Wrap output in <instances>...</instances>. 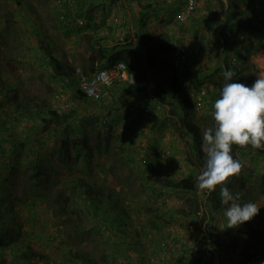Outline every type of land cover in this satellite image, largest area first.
<instances>
[{
    "label": "rangeland",
    "instance_id": "374dc122",
    "mask_svg": "<svg viewBox=\"0 0 264 264\" xmlns=\"http://www.w3.org/2000/svg\"><path fill=\"white\" fill-rule=\"evenodd\" d=\"M55 1L0 0V103L5 106L0 109V119L6 123L5 128L0 127V239L6 237L0 243V264H13L19 255L15 251L28 243L45 257L31 258L30 264H181L178 255L161 259L163 242L188 261L190 236L178 234L189 224H183L177 211L186 205L189 195L164 187L160 179L172 174L176 178L171 180L179 181L187 171L198 176L203 169L194 160L190 138L179 130L173 101L162 97L159 86L155 93L160 100L155 105L141 99L133 101L139 94L127 98L124 86H116L108 100L80 98L73 72L85 60L92 65L87 56L83 59L86 47L93 48L95 55L99 48L89 42L85 32L90 24L75 27L78 33L64 30L67 21ZM103 1L79 0L78 6L86 7L81 17L88 19L92 10L103 9ZM259 3L261 0L256 1L257 14ZM78 17L75 14L73 20ZM258 18L264 20V16ZM229 21L235 26L233 18ZM257 25L264 29V23ZM69 37L76 55L67 47ZM124 40L133 42L131 34ZM47 49L60 57L71 77L56 74ZM140 50H128V57L143 54ZM141 58L144 61L145 57ZM240 65L245 67V62ZM211 76L202 75V81H215L222 90V77ZM204 87L210 94L209 87ZM56 93L65 99L58 100ZM214 93L212 101L220 94ZM53 102H59L61 114L74 112L68 123H44ZM147 106L152 108L150 114L142 111ZM210 107L213 109V104ZM188 108L195 110L191 105ZM129 115L134 119L127 122ZM208 115L195 112L194 120L203 133L212 122ZM63 139L71 143L68 150ZM143 157L147 163L142 162ZM242 171L232 176L227 186L240 193V199L243 193V200L255 195L258 201L261 179L254 178L250 193L245 195L247 172ZM215 191L220 197L219 188ZM59 192L71 197L67 210L62 208ZM196 194L205 197L204 190L198 189ZM214 198L209 199V208L214 207ZM241 200L237 202H246ZM203 215L210 216L212 224L226 220L222 209ZM196 220L194 217L187 222L198 224L200 219ZM239 229L241 241H251L248 221ZM220 242L216 246L223 249L224 242ZM149 245L155 248L149 250ZM250 251L244 256L240 252L229 263L259 264L253 257L258 248Z\"/></svg>",
    "mask_w": 264,
    "mask_h": 264
},
{
    "label": "crops",
    "instance_id": "0c3cea01",
    "mask_svg": "<svg viewBox=\"0 0 264 264\" xmlns=\"http://www.w3.org/2000/svg\"><path fill=\"white\" fill-rule=\"evenodd\" d=\"M103 2L105 3L103 9L92 10V13H89L92 15L91 19L85 20L87 24H90V28L85 30V32L89 34L90 38L92 37L91 44H94L95 48H105L107 54H111L113 51L112 47L116 45H119L117 46L118 49L128 50H135V48L139 47L141 49L139 52L143 54L138 53V56L140 58L145 57L144 61L141 58L144 64H149L150 55L160 60L155 66L148 67L149 78L152 76L154 80L149 79L147 90L137 93L139 95L133 101L141 99L155 104V101L159 99V96L155 93L158 86L162 90L160 94L163 98L170 101L173 100L170 98L169 93L172 91L174 76H176L187 96L193 87H209L211 93L209 94L208 92V100L211 103L206 104L201 109H194L198 112L211 114L214 109L210 106L216 100L215 96L212 101V96L217 94L214 92L221 91L218 87L220 85L215 81H211V83L208 81L203 82L202 75L211 74V79L216 76L222 77V70L227 69V64L234 72V75L240 77L241 83L246 85L253 84L259 75H264V29L258 25L251 32H244L232 25L229 21L233 18L230 7L231 2L228 0H198L197 9L189 14L184 21L178 19V14L185 8L183 0H104ZM263 2L264 0H261L258 6V15L261 17L264 16ZM85 8H81L78 13L80 17ZM84 14H86V11H84ZM75 27L78 26L67 23L65 26L63 24L64 30L69 33L70 30L71 33H78L74 29ZM81 33L84 34L83 32ZM128 34H131V40H133L130 44L129 41L124 40ZM248 36L255 37L253 47L249 52H247ZM71 37L66 39L67 47L74 53L73 55H76L75 49L71 44ZM142 41H147L146 45H143ZM214 41H217V43H214ZM183 48L186 53L185 56L181 54ZM149 49L151 50L149 51ZM93 50V48L86 47L83 59L86 56L89 58ZM242 62H245V67H241L242 65L240 64ZM82 64L81 68L85 67L84 69L90 72L92 69L103 67L105 61H96L93 66L87 65L85 60ZM186 74L188 77H184ZM239 151L244 155L240 154ZM239 151L238 154L243 161L242 172L244 173L245 171V174L247 172V175H245V195L251 191L252 180L254 178L261 179V183L258 186L260 189L257 190L256 195L258 196V201H256L255 195L243 200L244 194L241 193L243 201L254 202L261 207L259 213L248 221V225L250 231L252 229L264 233V148L259 150V148H252L250 145H246L242 146ZM190 173L187 171L185 176ZM179 174L182 175L181 173ZM169 176L171 178L175 177L172 174ZM231 178H229L227 183L231 182ZM215 192H212V197L214 198V195H216L220 202L219 205L216 204L217 206L207 207L211 215L216 214L217 210H223L226 207L221 203V198ZM217 198H214V200ZM191 218H181L183 224H189V227L187 230H183L181 234H178L177 231H174V234H178L179 237L184 235L191 237L194 235L195 233L190 227L191 222H187L192 220L194 216ZM167 230L169 231V229ZM263 236H260V238ZM170 238L174 239V235L170 236ZM248 238L251 241L244 240V244L245 242L247 243V248L263 247L260 241H253L250 236ZM164 241H167V239ZM229 246H233L232 243ZM148 248L153 250L155 247L149 245ZM177 255L181 264H192L190 258L188 261L185 258L182 259L176 250L169 252L165 258L171 260ZM162 258L165 259L164 257Z\"/></svg>",
    "mask_w": 264,
    "mask_h": 264
},
{
    "label": "trees",
    "instance_id": "16d2710c",
    "mask_svg": "<svg viewBox=\"0 0 264 264\" xmlns=\"http://www.w3.org/2000/svg\"><path fill=\"white\" fill-rule=\"evenodd\" d=\"M18 3H21V0H16ZM184 1V0H183ZM231 2V13L232 17L234 20L235 27L237 29H240L241 31L244 32H251V30L256 26L258 27L257 23H264L263 19L258 18L257 14V0H228ZM185 3V2H184ZM88 20L91 19L92 15H88ZM92 38V37H91ZM88 36V40L91 43V39ZM255 40L254 36H248L247 37V52L251 50L253 47V42ZM147 42V41H146ZM145 41H142L143 45H146ZM157 44V43H154ZM119 46V45H118ZM113 51L111 54H107V50L105 48H99L95 54H91L89 57L90 62L94 66L96 61H105V64L103 67H109L114 65L115 63L119 61H125L129 67V70L135 73L136 75V82L132 85L124 86L123 88L128 91V95H126L127 98L131 97L132 95H135L139 92H143L147 90L148 85H149V74H148V67L155 66L158 64L160 60L157 58H154V56L150 55L149 56V64H144L143 61L139 56L134 55L133 57H128V49H118L117 46H114ZM151 49H149L150 51ZM1 51V49H0ZM47 54L49 55V63H51L54 66L55 72L58 76L60 77H71L70 72L67 70L65 65L62 63V60L60 57L56 54L51 49H47ZM227 69H230L229 65H226ZM95 69V68H94ZM84 72L86 74H89L90 72L93 71H88L87 69H84ZM184 77H188V75H184ZM223 79V76H222ZM234 81L240 82L241 79L240 77L234 75L233 77ZM224 81V79H223ZM225 82V81H224ZM182 85L177 81V77L174 76V81L172 85V91L170 92V98L173 99L172 103L175 107L174 112L178 116V122H179V130L183 135H188L190 138L191 144V151L193 152L194 155V160L196 163L204 170L205 166V153L203 151V131L201 128V125L194 120L195 112L196 110H193L191 108H188V105H191L190 102V97L189 95H186V92L182 89ZM77 90V94L79 95L80 98H86L85 95L79 90ZM16 95V94H15ZM14 100H18L16 96L11 97ZM0 102H2V99H0ZM21 104H17L18 111H20V106ZM5 106L0 103V109L4 108ZM193 107V106H192ZM180 109V110H179ZM27 113H32L31 111H26ZM24 114V111L22 112ZM48 116L44 117L43 121L44 123H53L55 125H63L64 123H68L69 119L72 117L74 112H69L66 114H60L58 111L53 110L52 108H49L47 110ZM209 118L212 120L211 125L209 126L210 129H214L215 127V121L213 119V113L208 115ZM6 123L3 122L2 119H0V127L4 126ZM66 138V137H65ZM63 143L67 150L69 149V146H71V143L68 139H63ZM87 144V142H86ZM242 146L239 145H233L232 146V154L234 158H237L240 160L242 163L243 167V161L241 157L238 154L239 149ZM198 176L194 175L193 173H190L186 177L182 178L179 181H174L171 178H165V179H160V182L163 183L164 187L168 188H176L184 193H188V197L186 199V205L184 207H180L177 211L179 215L185 218L189 217H195L197 215L198 211L200 210L201 205L204 203L208 205L209 199L212 197V192L209 193L207 190H204V195L205 199L203 201L200 200L199 195L196 194V191L199 189L198 187ZM219 186H217L216 189H218ZM264 190V186H263ZM214 193V191H213ZM58 196L60 199L63 201L62 208L64 210H67L68 208V203L71 200V197L63 192H59ZM215 205H219V200L215 199L214 200ZM214 204V203H213ZM217 204V205H216ZM208 217L203 215L202 221H205ZM3 234H6L7 232H4ZM263 232H257L255 230L251 229V234L250 237L252 238L253 241H260L261 244L264 247V238H260V236H263ZM6 237H2L0 239V243H3ZM3 239V240H2ZM247 248V247H246ZM19 249V248H18ZM17 255V258H14L13 264H30V259L32 258H40L44 259L42 255H40L39 252L33 249V247L29 246V243L26 245V248H20L19 250L15 251ZM264 262V261H262ZM1 264H4V262H1Z\"/></svg>",
    "mask_w": 264,
    "mask_h": 264
},
{
    "label": "clouds",
    "instance_id": "9594fccd",
    "mask_svg": "<svg viewBox=\"0 0 264 264\" xmlns=\"http://www.w3.org/2000/svg\"><path fill=\"white\" fill-rule=\"evenodd\" d=\"M80 10L81 5H79L76 14ZM74 16L67 24L74 22L80 27L85 24V18L78 17L73 20ZM79 19L83 21V24L78 23ZM76 70L73 73L76 74ZM222 75L225 82L219 97L213 103L215 127L205 131L203 135V151L206 154V162L204 170L197 179L199 189L207 190L209 193L215 191L219 186L221 203L226 206L223 209V215L227 221V228H234L252 220L261 208L254 202L238 203L240 193L232 192L227 186V182L242 168L240 160L234 158L232 154L233 145L264 148V75H259L251 85L234 81V72L231 69L222 70ZM60 99L65 98L61 97ZM52 105L54 106L53 110L62 113L58 107L59 102H53ZM133 137L136 141L138 140L136 134ZM199 197L201 201L205 199L203 195ZM207 207L203 203L200 210L203 208L204 213L209 212Z\"/></svg>",
    "mask_w": 264,
    "mask_h": 264
},
{
    "label": "built area",
    "instance_id": "2783aa9c",
    "mask_svg": "<svg viewBox=\"0 0 264 264\" xmlns=\"http://www.w3.org/2000/svg\"><path fill=\"white\" fill-rule=\"evenodd\" d=\"M78 1L79 0L55 1L60 12L64 13L62 18L67 22H70L72 16L76 14L79 7ZM184 2L185 8L178 14V19L181 21H184L187 16L193 13L198 7V0H184ZM78 23L83 24V21L79 19ZM182 50H184V48ZM182 50L181 54L182 56H185V50ZM76 74L77 89H79L85 97L92 102L108 100L111 98L116 86H128L136 82L135 73L129 70L125 61H119L109 67H98L89 74H86L81 68H77ZM188 94L191 104L196 109L203 108L209 101L208 93L205 88L193 87ZM55 97L60 100V98L64 96L62 94H56ZM133 106L134 104H131L130 109H132ZM157 107H160V105L157 104ZM150 110L152 111L151 106L142 108V111L145 114H150ZM133 119L134 117L129 115L127 122ZM142 162L147 163V157H143ZM203 213V208L197 213L196 221L200 219L198 224H190V227L195 234L190 237V242H187L189 258L196 261L198 264H230L229 262H231V259L237 257L240 252L243 256L246 252L251 253L250 250L252 249L246 248L244 241L242 242L238 236V232L240 231L239 227L227 228L228 225L226 220L215 221V224H212L210 218L202 221ZM217 213H220V210H217ZM213 232L216 233L213 234ZM214 235H217V238ZM220 240V244L224 242L225 247L223 249H218L216 246V242ZM230 243H232L233 246H229ZM162 247L163 250L161 252V257H165L171 252V244L163 242ZM257 253L258 254L254 253L253 257L255 262L261 264V262L264 261V250L258 248Z\"/></svg>",
    "mask_w": 264,
    "mask_h": 264
}]
</instances>
